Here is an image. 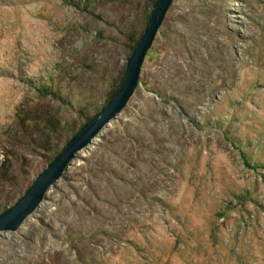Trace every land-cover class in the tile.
Wrapping results in <instances>:
<instances>
[{
	"label": "rangeland",
	"instance_id": "rangeland-1",
	"mask_svg": "<svg viewBox=\"0 0 264 264\" xmlns=\"http://www.w3.org/2000/svg\"><path fill=\"white\" fill-rule=\"evenodd\" d=\"M151 12L0 0V213L46 167L19 106L50 85L73 108L34 99L62 124L93 117ZM0 264H264V0H174L128 105L0 232Z\"/></svg>",
	"mask_w": 264,
	"mask_h": 264
},
{
	"label": "water",
	"instance_id": "water-1",
	"mask_svg": "<svg viewBox=\"0 0 264 264\" xmlns=\"http://www.w3.org/2000/svg\"><path fill=\"white\" fill-rule=\"evenodd\" d=\"M173 2L174 0H156L148 25L127 61L121 87L36 176L25 193L11 207L0 213V232H14L22 227L25 220L43 202L48 190L63 176L77 154L88 147L128 105L139 85L145 57L152 48Z\"/></svg>",
	"mask_w": 264,
	"mask_h": 264
},
{
	"label": "trees",
	"instance_id": "trees-1",
	"mask_svg": "<svg viewBox=\"0 0 264 264\" xmlns=\"http://www.w3.org/2000/svg\"><path fill=\"white\" fill-rule=\"evenodd\" d=\"M156 0H146V3L149 7H151V11L153 10L154 4ZM150 15H145L146 27L149 22ZM161 28V27H160ZM160 30V29H159ZM145 31V29H144ZM144 31L135 38V35L131 34V41H133V46L130 51V55L133 50L137 46L139 39L143 35ZM131 33V30H130ZM124 80V76L122 77L120 83L115 86L114 91L111 96L108 98L107 102L116 94L118 89L121 87ZM50 85L41 86L36 88V96L27 101L26 103H22L17 109V116L15 119V136L22 135H30L31 143L36 142L39 147L45 149L47 154H45L46 165L47 166L56 156L57 154L65 147V145L69 142V140L80 130V128L91 119V116L84 114L81 110L79 112L80 122L76 121L75 123H61V120L57 116V109L50 101L49 103L37 102L35 97L40 98L42 100L55 99L59 101L61 105L66 106L67 108H73L72 102L65 97L60 90H55L54 88H50ZM46 98V99H45ZM106 102V103H107ZM104 106L98 108L96 111L99 112ZM85 120V121H84ZM66 124V126H65ZM65 126V128H63ZM64 129L69 131V133L61 138L59 135ZM65 131V130H64ZM12 176V175H11ZM6 181H10V178H6ZM33 181L28 183L23 189L16 187L14 192L16 193L14 198L17 201L28 189ZM17 194H20L17 196ZM12 196H9V198ZM13 198V197H12ZM7 206H5L2 211L6 210Z\"/></svg>",
	"mask_w": 264,
	"mask_h": 264
}]
</instances>
